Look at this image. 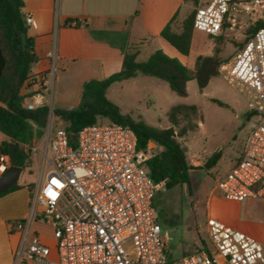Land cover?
Masks as SVG:
<instances>
[{"label": "built area", "instance_id": "1", "mask_svg": "<svg viewBox=\"0 0 264 264\" xmlns=\"http://www.w3.org/2000/svg\"><path fill=\"white\" fill-rule=\"evenodd\" d=\"M239 15H246L249 24L264 20V0H205L195 9L194 28L219 36L225 24L234 29L241 22ZM47 57L48 68L30 70L20 94L26 109L47 107L50 117L55 109L56 47ZM226 70L229 83L256 95L259 104L250 107L257 110L258 122L216 188L227 200L264 201V27L239 47ZM7 139L0 129V177L12 165L10 152L3 150ZM22 147L25 169L33 171L36 180L28 186V213L9 223L19 234L13 264H264L259 240L213 217L207 220L211 250L169 258L154 205L165 180L155 182L148 168V160L161 147L151 143L139 148L129 125L96 121L83 126L72 140L65 127H54L48 120L42 137ZM43 222L53 228L54 248L42 241L34 226Z\"/></svg>", "mask_w": 264, "mask_h": 264}, {"label": "trees", "instance_id": "2", "mask_svg": "<svg viewBox=\"0 0 264 264\" xmlns=\"http://www.w3.org/2000/svg\"><path fill=\"white\" fill-rule=\"evenodd\" d=\"M186 1L195 6L201 2V0ZM23 6V0H0V129L8 137L3 146L4 152L9 153L10 145L15 143L16 161L12 160V164L22 167V170L27 166L22 144H31L35 139L42 137L49 118L47 107L26 109L23 105L25 98L20 94V88L28 78L31 66L38 59L34 39L27 35V27L22 17ZM194 17L195 9L185 17L181 29L178 30L174 26L177 20L175 15L161 31V36L183 55L190 53L195 30ZM262 27L264 20L251 23L247 29L248 35L241 46L255 30ZM215 38L217 44L213 54L199 55L193 71L179 59L170 57L159 49L148 59L138 61L137 48L130 46L119 72L101 80L86 81L79 106L71 109L55 108L54 112L68 122L65 128L72 140L83 126L93 124L101 117L129 125L137 136L139 148H145L151 143L161 147V150L148 160L150 177L155 182L165 180L166 189L184 185L190 188V171L196 168L208 170L216 165L222 155V151L217 149L200 166H194L188 160L187 148L180 139L198 127V123L191 119V115H197L199 107L187 104L173 105L167 115L171 125L160 128L143 119H135L124 114L106 93L114 82L130 79L139 74L166 81L171 90L180 96L187 95V82L192 79L197 81L202 91L212 78L220 75L222 65L227 62L221 57L222 49L218 46V43L222 42L223 35ZM212 100L221 106L225 105L220 99ZM19 186L17 182L12 188L0 192V196ZM154 205L158 209L155 198ZM158 213L161 214V210L158 209Z\"/></svg>", "mask_w": 264, "mask_h": 264}, {"label": "rangeland", "instance_id": "3", "mask_svg": "<svg viewBox=\"0 0 264 264\" xmlns=\"http://www.w3.org/2000/svg\"><path fill=\"white\" fill-rule=\"evenodd\" d=\"M197 6L189 3L184 9L190 14ZM239 16L241 22L234 29L224 27L222 42L218 43L222 49L221 57L227 62L248 35L247 29L250 26L246 22L248 17ZM184 19L176 20L174 24L176 29H181ZM203 33L195 29L196 41L205 44L214 43L215 47L216 38H209ZM202 34L203 37L199 38ZM116 46L115 49L100 47L102 53L106 54L108 67L118 61L116 59L118 43ZM195 54L193 50L190 57H194ZM145 56L147 54L143 52L138 60H145ZM121 65L119 63L113 74L121 70ZM226 66L222 65L220 75L212 78L202 91L195 79L189 80L186 96H180L172 91L166 81L142 74L116 81L107 91V97L115 102L124 114L135 119H143L160 128L171 125L167 116L171 106L176 104L198 106L197 115H191V119L198 123V127L180 139L187 148L189 162L194 166H200L215 150L222 151L221 158L210 169L196 168L190 171V188L187 185L164 188L155 197L158 209L161 210L159 222L162 225L163 236L168 242V256L171 260H178L184 254L197 249L211 250L207 230L208 218H217L231 225L230 219L237 210L236 202L225 199L217 190L216 182L224 172L231 169L233 161L239 158L244 149L248 135L258 122L257 110H253L250 103L259 104V101L252 90L245 87L238 88L227 81L224 76L227 72ZM213 98L220 99L225 105L217 104L212 100ZM48 120L54 127L68 125V122L55 112ZM97 121L110 120L101 117ZM35 180V173L24 169L19 175L18 182L29 184ZM34 226L42 241L54 248L57 239L52 226L45 222L36 223ZM261 242L264 244L263 241Z\"/></svg>", "mask_w": 264, "mask_h": 264}, {"label": "crops", "instance_id": "4", "mask_svg": "<svg viewBox=\"0 0 264 264\" xmlns=\"http://www.w3.org/2000/svg\"><path fill=\"white\" fill-rule=\"evenodd\" d=\"M23 2L22 17L27 35L34 39L38 57L31 71L48 68L47 53L53 47H56L59 55L52 94L55 108L79 106L84 83L112 75L119 63L122 64L130 46L137 48V60L143 52H146L148 59L159 49L179 59L191 71L195 69L199 55H212L214 43L196 41L195 30L188 55L180 53L161 36V31L175 15L177 19L187 16L188 11L184 7L190 2L186 0H59L58 4L56 0ZM28 16H32L30 23L26 21ZM116 43L119 45L118 61L108 67L106 54L102 53L100 47L115 49ZM193 50L196 54L191 58ZM235 54L224 65L230 64ZM237 160L233 161V165ZM18 183L19 188L0 196V264H13L19 234L10 228L9 223L24 217L29 209L28 183ZM234 202L237 210L230 219V226L264 242V201L247 199Z\"/></svg>", "mask_w": 264, "mask_h": 264}, {"label": "water", "instance_id": "5", "mask_svg": "<svg viewBox=\"0 0 264 264\" xmlns=\"http://www.w3.org/2000/svg\"><path fill=\"white\" fill-rule=\"evenodd\" d=\"M15 143H12L10 145V155L12 157V160L16 161V152H15ZM22 171V167L12 164L6 172L0 177V192H4L10 188H12L19 179V175Z\"/></svg>", "mask_w": 264, "mask_h": 264}]
</instances>
